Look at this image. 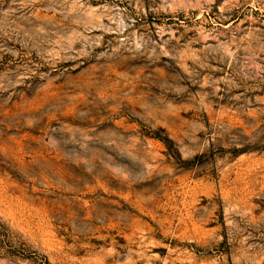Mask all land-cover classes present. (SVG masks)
I'll list each match as a JSON object with an SVG mask.
<instances>
[{"label": "rangeland", "instance_id": "rangeland-1", "mask_svg": "<svg viewBox=\"0 0 264 264\" xmlns=\"http://www.w3.org/2000/svg\"><path fill=\"white\" fill-rule=\"evenodd\" d=\"M0 264H264V0H0Z\"/></svg>", "mask_w": 264, "mask_h": 264}]
</instances>
